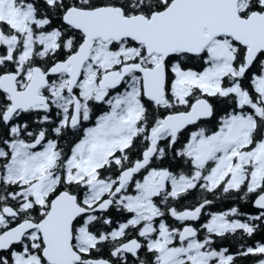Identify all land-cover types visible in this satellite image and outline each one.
I'll use <instances>...</instances> for the list:
<instances>
[{
	"label": "snow or ice",
	"instance_id": "snow-or-ice-1",
	"mask_svg": "<svg viewBox=\"0 0 264 264\" xmlns=\"http://www.w3.org/2000/svg\"><path fill=\"white\" fill-rule=\"evenodd\" d=\"M0 264H264V0H0Z\"/></svg>",
	"mask_w": 264,
	"mask_h": 264
}]
</instances>
